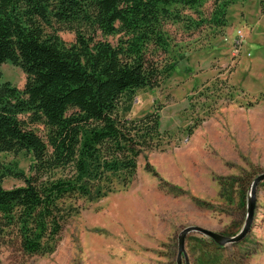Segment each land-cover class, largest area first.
I'll return each instance as SVG.
<instances>
[{
    "label": "trees",
    "instance_id": "1",
    "mask_svg": "<svg viewBox=\"0 0 264 264\" xmlns=\"http://www.w3.org/2000/svg\"><path fill=\"white\" fill-rule=\"evenodd\" d=\"M204 1L0 0V66L8 61L26 75L22 88L0 81V153L32 157L28 175L0 158V245L11 237L24 253H51L63 225L81 210L80 201L127 189L139 155L162 148L157 110L127 115L136 90L158 86L175 70L177 58L171 55L164 61L148 57L170 52L165 25L182 20V8L196 10ZM236 1L213 0L209 20L224 24ZM259 2L264 9V0ZM184 19L189 28L200 24ZM61 30L72 31L74 40L65 42ZM35 123L44 126V135L31 127ZM6 176L24 184L4 188ZM243 180L221 179L220 198L232 202L236 185L243 207ZM194 238L223 248L208 237Z\"/></svg>",
    "mask_w": 264,
    "mask_h": 264
},
{
    "label": "rangeland",
    "instance_id": "2",
    "mask_svg": "<svg viewBox=\"0 0 264 264\" xmlns=\"http://www.w3.org/2000/svg\"><path fill=\"white\" fill-rule=\"evenodd\" d=\"M213 11V0L196 10L182 8L183 19L165 25L170 52L148 53L155 61L177 58L175 70L158 86L136 90L127 116L157 110L162 148L139 155L127 189L80 201L81 210L63 225L54 251L30 255L16 239L6 237L0 264H176L184 228L195 225L228 236L240 230L246 198L240 207L235 185V199H221L219 181L244 179L241 191L247 194L252 180L264 172V9L259 0H238L228 7L221 25L209 20ZM185 17L200 24L186 27ZM238 33L243 42L235 51ZM58 34L67 43L74 40L72 31ZM0 70V81L23 87L26 75L20 67L6 61ZM31 127L44 135L42 124ZM0 158L30 174L28 152H2ZM23 184L12 176L2 182L4 188ZM192 195L213 206L197 205ZM194 237L202 235L185 236L188 264H264V184L255 188L251 227L241 240L219 249Z\"/></svg>",
    "mask_w": 264,
    "mask_h": 264
},
{
    "label": "water",
    "instance_id": "3",
    "mask_svg": "<svg viewBox=\"0 0 264 264\" xmlns=\"http://www.w3.org/2000/svg\"><path fill=\"white\" fill-rule=\"evenodd\" d=\"M264 180V172L258 174L251 182L249 186V191L246 194V212H245V219L242 227L240 230L235 233L234 235L228 236L224 235L200 226H188L184 228L179 236H178V248H177V255H176V264H182V256L185 257V264H188L186 259V252H185V236L190 232H196L202 236L208 237L209 239L213 240L216 244L220 246H224L229 243L237 242L241 240L249 231L251 227V222L253 219L254 214V207H255V188L257 184Z\"/></svg>",
    "mask_w": 264,
    "mask_h": 264
},
{
    "label": "built area",
    "instance_id": "4",
    "mask_svg": "<svg viewBox=\"0 0 264 264\" xmlns=\"http://www.w3.org/2000/svg\"><path fill=\"white\" fill-rule=\"evenodd\" d=\"M242 38L243 37H242V35L240 33H238L236 35V38H235V51H239V49H240V47L242 45V42H243Z\"/></svg>",
    "mask_w": 264,
    "mask_h": 264
}]
</instances>
